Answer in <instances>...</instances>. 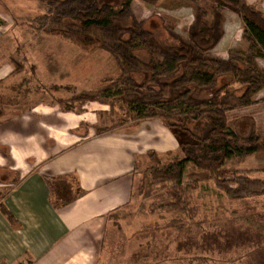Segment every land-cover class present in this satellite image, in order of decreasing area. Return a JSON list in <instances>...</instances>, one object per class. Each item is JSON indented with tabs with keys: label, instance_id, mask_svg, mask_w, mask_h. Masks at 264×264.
Instances as JSON below:
<instances>
[{
	"label": "crops",
	"instance_id": "0c3cea01",
	"mask_svg": "<svg viewBox=\"0 0 264 264\" xmlns=\"http://www.w3.org/2000/svg\"><path fill=\"white\" fill-rule=\"evenodd\" d=\"M246 1L257 3L264 12V0ZM4 28L0 24V84L9 86L17 81L20 72H14L9 54L5 60L9 37ZM37 76L46 79L39 73ZM49 84V92L61 89L54 79ZM54 85L59 88H52ZM47 90L45 93L49 94ZM38 93L41 99L23 112H19L18 105L0 104L4 110L0 115V188L6 187L0 203L15 220L11 222L0 209V264H189L182 252L191 253L189 256L206 253L205 242L211 244V240L206 238L204 229L195 228L198 230L191 235H175L174 230L164 227L180 220L182 223L184 218L167 211L148 210L149 204L166 203L151 180H145L141 193L142 172L149 164L146 152L156 151L163 162L184 156L174 135L159 119H140L96 134L94 125L100 118L97 111L106 109L98 107L94 113L89 107L80 114L66 112L56 102L64 97L58 96L54 101L46 94L50 102H45L46 96ZM255 105L264 106V88L255 93L253 103L236 109L246 115L233 124L243 136L257 134L258 129L264 134V117L257 116L264 115V111L249 113ZM245 122L249 127H245ZM234 159L241 166L235 169H254V164L264 169V152ZM201 173L187 163L183 176V183L197 181V215L203 214L204 209L212 212L211 217L224 218L221 204H227V217H237V205L242 207L241 202L247 199H228L226 203L220 198L216 199L219 202H207L210 207L204 208L206 203L200 200L199 190L213 186L201 179ZM44 176H66V183L74 176L79 194L55 208ZM247 227L246 224L243 232H236V237L232 235L234 246L238 242L244 244L242 247L252 245ZM237 228L231 224L229 231ZM159 234L166 237L164 251L169 257L162 262L147 257L160 246ZM144 257L149 261L142 262Z\"/></svg>",
	"mask_w": 264,
	"mask_h": 264
},
{
	"label": "rangeland",
	"instance_id": "374dc122",
	"mask_svg": "<svg viewBox=\"0 0 264 264\" xmlns=\"http://www.w3.org/2000/svg\"><path fill=\"white\" fill-rule=\"evenodd\" d=\"M194 3L208 11V18L212 16L214 9L222 16L223 34L217 44L207 52L208 55L222 62L213 63V70L217 72L218 77L214 84L209 85L210 87L208 86L207 89L224 85L228 80L229 84L225 86V90L233 91L234 96L243 95L246 89L245 86L240 84L238 77L235 79L233 77L236 75V68L232 65V62L231 64L228 62L229 53L237 54L241 53V50L249 51L250 43L243 36L244 25L239 15L223 5L214 3V0H130L129 4H126V0H0V24L5 27L4 29L7 30L6 33L9 37L5 60H8L7 54H9L10 57L13 56L23 64L21 72L18 74L19 77L15 81L16 83L23 78H27L31 84L29 92H23L24 86L18 87L15 82L12 85L9 84V86L1 83L0 104L11 103L18 105L19 112H23L29 108L31 103L41 99L38 92L46 96L45 102H50V100H47V95L52 96L53 100H56L58 96L68 99L85 91L97 92L103 86L113 82L120 74L112 53L118 56L123 61V64L125 63V66L131 67L133 70H142L151 53L159 60H170L167 54H162L163 51H156L151 48L150 44L152 42H149V39L150 37L154 38L157 41V44H154L158 48H160V44L169 45L179 41H190L189 28L195 18ZM252 4L258 6L257 3ZM97 9L102 14L113 12L110 25H92L88 28H81L72 18L77 11H93ZM50 29L80 30L101 40L108 49L94 48L83 50L64 37L47 33L46 31ZM152 49L155 51L152 52ZM254 61L260 69L264 70V58L257 57ZM31 65L35 67V72L31 71ZM239 66L244 67L245 65L239 64ZM186 70L191 71L190 68ZM180 72H182V68L178 69L176 74ZM37 73L41 77L46 78V82L41 80L42 78H38ZM132 78L137 84L141 82L142 75L139 72H133ZM53 79L56 84L60 83L61 89L49 92L47 87ZM197 86L199 87V85ZM152 87L154 90L157 88L155 85H152ZM198 87L191 86L192 92H194L192 94L197 95V98L208 99L211 96L209 91H198ZM37 89L38 91H36ZM45 90L49 94L45 93ZM249 92L251 93L250 90ZM99 93H97V96ZM254 96L255 93H251V103H253ZM109 101L113 103V114H100L98 119V125L107 126V131H113L119 126H127L131 122L140 120L135 112L126 110L125 105L123 108L121 101L112 98ZM104 105L100 100L87 101L83 109L85 106L84 110H89V107H92L90 111L95 113L98 107L108 109V106ZM256 106H253L249 113L257 115V113H260L259 111H264V106L261 105L258 108ZM238 108L241 107L226 109L228 125L232 128H234L233 124L239 121L240 117L246 116L239 113V110H236ZM0 112L2 114L4 112L1 107ZM15 112L19 113L18 111H13V113ZM257 116L264 117L262 113ZM120 121L123 122L119 123ZM245 127H249L248 122H245ZM86 133L87 131H85ZM260 135L262 133L259 129L257 134H253V136ZM165 158L167 159V157ZM243 165L247 166V163ZM225 166L235 169V167L239 166V162L231 158L225 162ZM254 166V170L264 177V169L260 165L254 164ZM143 171L141 193L144 191L145 180H151L147 168ZM151 183L155 185L160 194L164 195L166 203L149 204L148 210L167 211L172 213L173 216L184 218L183 213L179 209L166 207V204L169 203L166 188L171 183H155L153 181ZM187 183L192 184L191 181ZM197 189L192 191V193L195 198L196 211L198 212L195 196ZM5 191L6 187L0 188V199ZM199 192L201 194L200 200L204 204L206 203L205 209L210 207V201L222 198L226 199L227 203L228 199L232 200L214 187L207 188L204 191L200 189ZM243 199L247 200L241 202L244 204L242 207L237 205V217H227L229 214L227 204H221V207L225 209L224 214L226 216L221 215L225 216L224 218L219 216L211 217L213 216L212 212L208 213L202 209L203 214L197 215L196 212L194 216V222H198L200 226L184 219L182 223L180 220L178 221L180 223L164 227L174 230L175 235H191V232L193 231L194 233L198 230L195 228L199 227L205 230L206 238L211 240V244L207 240L205 242L206 253H198V256H189L191 253L182 252L184 260L188 258L189 264H264V195L233 200ZM52 200L56 204L61 203L59 197L55 194L52 195ZM216 201L219 202V200ZM250 218H252L251 221ZM231 224L237 225V231L232 229L229 231ZM246 224L248 225L247 229L249 228L247 235L252 238V245L242 247L244 244L238 242L234 246L232 235L236 237L238 235L236 232H243ZM157 239L160 242V246L154 252H150L147 257H151V261L162 262L169 258L164 251V244L167 240L166 237L160 234ZM175 242L177 241L175 240ZM210 250L215 252L207 253ZM147 257L142 258V262L149 261Z\"/></svg>",
	"mask_w": 264,
	"mask_h": 264
},
{
	"label": "trees",
	"instance_id": "16d2710c",
	"mask_svg": "<svg viewBox=\"0 0 264 264\" xmlns=\"http://www.w3.org/2000/svg\"><path fill=\"white\" fill-rule=\"evenodd\" d=\"M129 2L130 0H126V4ZM214 3L223 5L239 15L244 25L243 36L250 43L249 51L229 53L228 62L229 64L232 62L236 68V75L232 76L234 79L238 77L240 84L245 86L243 95L234 96L233 91L225 90V86L229 84L228 80L224 85L207 89L218 77L217 72L213 70V63L222 62L207 54L223 34L222 16L214 9L212 16L208 18V11L194 3L195 18L189 28L190 41L160 44L158 48L155 45L157 41L152 37L149 39L153 44H150L151 48L163 51L162 54H167L170 60H159L151 53L142 70H133L112 53L120 70V74L113 82L97 92L85 91L68 99L56 101L61 110L80 114L84 111L83 106L87 101L100 100L102 104L108 106L106 110L97 111L100 116L113 114V103L109 101L112 98L121 101L126 110L135 112L137 118H159L176 138L184 156L181 158L174 156L170 161L163 162L156 151H148L147 171L151 181L171 183L166 188L169 199L166 207L179 209L184 219L190 223L195 221L194 216L197 212L192 191H195L198 185L197 181H192V184L183 183L187 163L199 168L202 171L201 179L211 182L214 188L222 191L230 199L264 195V177L254 169H231L224 165L227 160L234 157L264 152V134L241 135L228 125L226 114L228 108L250 105L251 93L254 94L264 88V70L254 61L257 57L264 58V12L246 0H214ZM112 14L113 12L102 14L97 9L77 11L72 18L79 27L88 28L92 25H110ZM46 32L64 37L83 50L108 49L98 38L77 29H50ZM155 50L152 49V52ZM10 60L14 64V72H21L23 64L13 56ZM239 64L245 66L240 67ZM181 68L182 72L176 74ZM187 68L191 71H187ZM30 69L35 72L33 65ZM133 72L142 75L141 82L137 84L134 82ZM30 85L27 78H23L17 84L18 87L24 86L23 92H29ZM152 85L157 88L154 90ZM191 86L198 87V91H209L211 96L208 99L203 97L199 99L197 95L192 94L194 92ZM51 87L59 88L56 85ZM98 92L100 93L97 96ZM121 122L123 121L119 123ZM107 129V126L94 125L96 134L106 132ZM67 179L66 176H44L50 191L51 203L55 208L71 202L79 194L76 178L71 176L70 182L66 183ZM53 194L59 197L60 204L52 200ZM0 209L11 222L15 221L2 203ZM195 224L200 226L198 222Z\"/></svg>",
	"mask_w": 264,
	"mask_h": 264
}]
</instances>
